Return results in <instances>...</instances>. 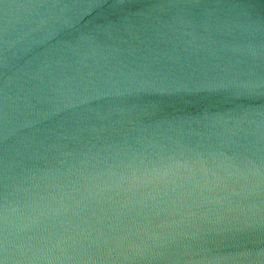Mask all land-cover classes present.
Masks as SVG:
<instances>
[{"label":"water","instance_id":"obj_1","mask_svg":"<svg viewBox=\"0 0 264 264\" xmlns=\"http://www.w3.org/2000/svg\"><path fill=\"white\" fill-rule=\"evenodd\" d=\"M0 264H264V0H0Z\"/></svg>","mask_w":264,"mask_h":264}]
</instances>
